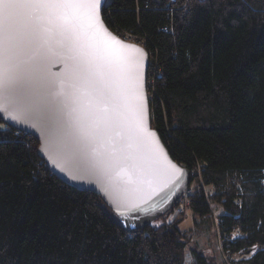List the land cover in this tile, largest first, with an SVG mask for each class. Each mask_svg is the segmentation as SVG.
Returning <instances> with one entry per match:
<instances>
[{
    "label": "trees",
    "instance_id": "obj_1",
    "mask_svg": "<svg viewBox=\"0 0 264 264\" xmlns=\"http://www.w3.org/2000/svg\"><path fill=\"white\" fill-rule=\"evenodd\" d=\"M107 4L106 25L153 54L152 127L192 182L171 211L131 229L100 195L53 174L34 137L0 120V264H72L78 251L106 264H185L187 210L195 224L218 219L224 253L248 256L230 264H264V0ZM192 252L194 264H217Z\"/></svg>",
    "mask_w": 264,
    "mask_h": 264
},
{
    "label": "snow or ice",
    "instance_id": "obj_2",
    "mask_svg": "<svg viewBox=\"0 0 264 264\" xmlns=\"http://www.w3.org/2000/svg\"><path fill=\"white\" fill-rule=\"evenodd\" d=\"M108 6L107 0H0V111L17 123L66 117L83 161L80 172L135 184L143 169L131 149L143 148L154 135L144 127L143 85L133 55L144 53L107 33L102 11ZM106 40L112 47H101ZM54 44L65 49L62 78L44 74ZM72 264L106 261L78 251Z\"/></svg>",
    "mask_w": 264,
    "mask_h": 264
},
{
    "label": "water",
    "instance_id": "obj_3",
    "mask_svg": "<svg viewBox=\"0 0 264 264\" xmlns=\"http://www.w3.org/2000/svg\"><path fill=\"white\" fill-rule=\"evenodd\" d=\"M104 25L107 33L116 40L125 45L135 46L144 53L143 56L133 55L138 61L140 82L143 85L144 127L154 135L147 138L143 148L131 149L137 156L138 167L143 169L138 172L135 184L114 182L108 175L99 171L93 174L80 172L83 161L76 151L72 130L64 123L66 117L61 119L54 114L44 121L32 118L27 122L17 123L11 119H5L8 113L0 111V120L7 126L34 137L39 142V156L50 171L63 182L77 190L100 195L124 225L131 229H138L150 222H155L171 211L187 191L192 182V175L172 158L159 132L152 127L151 99L147 90L150 68L148 51L138 45L122 41L105 22ZM101 47H112V45L106 40ZM64 52L65 49L56 44L51 51L47 52L43 63L45 75L62 78L66 63L62 55ZM99 70L104 71L103 68ZM154 169H160L161 172L157 174Z\"/></svg>",
    "mask_w": 264,
    "mask_h": 264
},
{
    "label": "rangeland",
    "instance_id": "obj_4",
    "mask_svg": "<svg viewBox=\"0 0 264 264\" xmlns=\"http://www.w3.org/2000/svg\"><path fill=\"white\" fill-rule=\"evenodd\" d=\"M216 209H214L215 211ZM220 210H216L215 218ZM175 218V214L170 215L169 219ZM184 221L180 225L181 229L191 231L189 244L186 249L185 264H194V256L192 250L199 248L200 252L214 260L217 264H230L232 259L235 262H239L247 259V255L239 254L230 257L229 254L224 253L221 246L223 233L218 230V219L212 223L211 220H201L197 219V224L193 220V214L191 211H185V216H183Z\"/></svg>",
    "mask_w": 264,
    "mask_h": 264
},
{
    "label": "built area",
    "instance_id": "obj_5",
    "mask_svg": "<svg viewBox=\"0 0 264 264\" xmlns=\"http://www.w3.org/2000/svg\"><path fill=\"white\" fill-rule=\"evenodd\" d=\"M122 41L124 42H127V43H130V44H135V45H138L142 48H146V43L145 41H143L141 38H138L130 33H127V32H117L115 33ZM149 53V52H148ZM149 56H150V66L152 65L151 61H152V58H153V54L152 53H149ZM153 68V66H152ZM152 68H151V72H152ZM150 69V68H149ZM150 73V72H149ZM149 73H148V79H147V90H148V94H149V97L151 99L152 95H151V89H152V86H153V80H152V77L149 76ZM189 194H190V191H189ZM187 197L184 198V204L186 206L184 207H187ZM178 213H182L183 212V209L182 208H179L177 210ZM238 231L236 233L233 234V237L232 239H236L238 237L239 234H237Z\"/></svg>",
    "mask_w": 264,
    "mask_h": 264
}]
</instances>
